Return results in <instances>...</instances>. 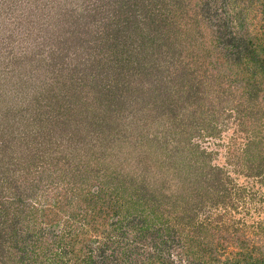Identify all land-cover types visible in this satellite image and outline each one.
Instances as JSON below:
<instances>
[{
  "label": "trees",
  "instance_id": "trees-1",
  "mask_svg": "<svg viewBox=\"0 0 264 264\" xmlns=\"http://www.w3.org/2000/svg\"><path fill=\"white\" fill-rule=\"evenodd\" d=\"M61 6L1 50L0 264H264V0Z\"/></svg>",
  "mask_w": 264,
  "mask_h": 264
},
{
  "label": "rangeland",
  "instance_id": "rangeland-1",
  "mask_svg": "<svg viewBox=\"0 0 264 264\" xmlns=\"http://www.w3.org/2000/svg\"><path fill=\"white\" fill-rule=\"evenodd\" d=\"M61 5L62 0H0V57H3V53H1V50L5 49V45H9V41L11 42L13 49H19V47H21L22 45L23 47L26 46V49L29 51L33 48L32 44L34 43V41L40 39L43 40V42L46 41L47 43V39L58 35V30L61 29L60 26H57L56 24V22H58L57 18H59L58 14H60L61 18V15L63 14L62 8H65ZM65 17L68 21L69 14L65 15ZM95 24L99 27V29H101V24L99 23V20ZM15 28H18V31L15 30L14 32L13 29ZM21 31L25 33L32 31V35L30 37H28V35L27 37H23V33L19 34V32ZM10 32L12 34V37H7L8 33ZM61 35L63 37L67 36L66 33ZM33 36H35V38ZM17 37H20L22 41H20ZM74 42L75 41L71 38L68 39L66 44L68 45V47L76 46ZM46 46V44H43V47ZM49 50L50 48L47 47V53H49ZM77 52L84 53V55L89 57L88 59H91V57H101L104 56L106 53L102 43L100 44V46L97 45L96 48L93 49V51L91 52H87L86 50L81 51V48L79 47L78 50L76 49V47H70L69 50L66 51V53L67 55L72 54L74 58L72 59L71 63L69 62V66L71 64L76 69H79L76 71L77 75L78 73H83L82 70L89 67L90 63V60H86L85 56V58H81L82 56L79 57L82 60L81 63H77V61L75 62V60L77 59V57H75V55L77 56L78 54ZM100 62L101 59L98 60V64ZM96 64L97 62H94L92 66H95ZM1 66L2 64H0V75L2 76L1 73L3 72V70L1 69ZM89 70L90 69H88V71ZM1 76L0 81L3 77ZM84 83H86V80L84 81ZM0 86L4 87L1 84ZM16 98H19V96H17ZM7 100V104L12 105L14 107L18 104L16 103L14 97L11 98V93L9 98L7 97ZM18 114L20 115L19 112Z\"/></svg>",
  "mask_w": 264,
  "mask_h": 264
}]
</instances>
